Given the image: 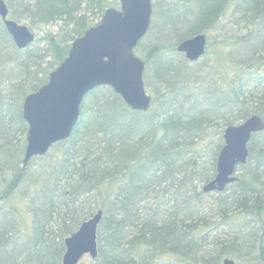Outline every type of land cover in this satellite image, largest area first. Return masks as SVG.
Listing matches in <instances>:
<instances>
[{
    "label": "trees",
    "instance_id": "1",
    "mask_svg": "<svg viewBox=\"0 0 264 264\" xmlns=\"http://www.w3.org/2000/svg\"><path fill=\"white\" fill-rule=\"evenodd\" d=\"M4 1L16 21L59 24L43 38L49 65L31 71L34 42L17 48L0 19V62L19 71L14 82L0 80V264H61L64 238L99 209L97 256L85 264L263 262L264 130L252 135L235 182L218 194L201 186L215 176L224 128L254 114L264 120V86L257 97L247 88L253 80L264 84V0H162L161 12L153 0V40L146 48L142 38L134 51L146 48L143 80L158 100L137 111L110 86L95 88L72 134L25 167L24 98L47 81L73 40L119 4ZM235 14L245 33L226 38L240 49L239 58L227 60L231 77L215 75L207 51L204 65L177 51L182 40ZM174 49L175 57L164 56ZM18 195L31 214L29 233L17 220Z\"/></svg>",
    "mask_w": 264,
    "mask_h": 264
},
{
    "label": "water",
    "instance_id": "2",
    "mask_svg": "<svg viewBox=\"0 0 264 264\" xmlns=\"http://www.w3.org/2000/svg\"><path fill=\"white\" fill-rule=\"evenodd\" d=\"M116 1L119 8H107L99 23L71 43L67 56L50 72L46 83L24 98L22 112L28 128L23 167L30 158L45 154L53 144L72 134L80 119L83 99L99 86H110L133 110L149 108L150 96L143 80L145 64L134 48L149 28L152 3L151 0ZM0 18L17 48H26L34 42L28 26L8 17L4 0H0ZM206 41L204 33L193 35L182 40L177 51L195 61L203 55ZM262 130L264 120L257 114L224 128L216 173L202 184L204 193L223 192L236 181V169L247 162L252 135ZM102 216L103 211L97 210L64 238L61 264H78L84 256L96 258ZM221 264H234V261L226 258Z\"/></svg>",
    "mask_w": 264,
    "mask_h": 264
},
{
    "label": "rangeland",
    "instance_id": "3",
    "mask_svg": "<svg viewBox=\"0 0 264 264\" xmlns=\"http://www.w3.org/2000/svg\"><path fill=\"white\" fill-rule=\"evenodd\" d=\"M152 2H153V0H152ZM156 2L158 4V6H157L158 11L161 12L160 10L162 9L161 7L163 6L164 2H162V0H156ZM155 15H156V18H157V16L159 17L158 14H155ZM155 15L152 12L150 27H149L147 33L142 37V38H145V37L146 38L143 40H142V38L140 39V40H142V42H141L142 45L145 46L146 48H147V43L149 42V40H153V36H154L153 34L154 33H152V29H153L152 24H153V19H154ZM17 22L28 26L34 32V35H35V41H34L35 49L33 51V55L31 57V59L29 58V60H28V63L33 65L31 67V71H33L35 69L37 64H40L41 67L48 66L49 62L51 60L48 57V54L50 53L48 51L49 44L46 43V41L43 40V38L46 39L45 34L47 32L48 33L49 32H56L59 23H57V24L55 23V24H51L48 26H42V27L36 28V27L28 25L27 24L28 22L26 20H23V19L19 20ZM242 25H244L243 22L240 23L239 22V16H237L235 14V16H233V17L227 16L225 18L220 19L219 24L217 25V28L206 34L208 37V45H207V49H206L207 55L205 54L206 55L205 57H206V60H209V64L212 66L213 72L215 73L216 76L228 75L229 77H231L232 74L234 75L233 69L230 68V65L228 66L229 63L227 60H231V58H239L238 52L240 49H238L239 48L238 44L228 45L226 38H228L231 35L237 34L238 32H240V34H244L245 29L242 28ZM229 42L231 43V42H233V40L229 39ZM166 45L170 46L169 44H166ZM168 46H166V50H168L167 49ZM146 48H143L142 53H138L136 51L135 54L138 57H140L141 59H143L145 52H147ZM169 51H167V53L164 56L168 57L169 59L171 57H175L174 54H175L176 50L174 49V51L173 50H169ZM232 60H234V59H232ZM198 61H200L201 65H204V60L202 61V57ZM0 64H1L0 65V80L1 81L4 80L6 82H14L15 81L14 79L18 77L17 73H19V71L17 70L16 64L15 65L14 64H5V63H3V61H1ZM194 67H197V65H195ZM144 72H145V70H144ZM144 72H143V74H144ZM254 73H255V75H257V74L263 73V72L255 70ZM15 74H16V76H15ZM4 75H7L11 78L7 77V79H5V78H3ZM44 76H45V73L42 75H39V78L42 79ZM9 79H12V80L9 81ZM250 79L253 80V77L251 76ZM248 84H249V86L247 88L249 90H251L250 92L255 97H257L261 94V90H263L261 88V86H264V84H260V86H259V82L258 81L255 82L254 80ZM144 86H145V84H144ZM145 89L150 96V105H151L152 103L157 101L158 98H156L154 96V94H153L154 88L152 86H150V87L145 86ZM12 136L19 139V134L17 132H14V134H12ZM25 199L26 198L21 199V197L18 195L15 198V200L13 201V204L16 206V210L18 213L17 214V216H18L17 220H18V222H20L21 229L24 230L25 232L29 233L31 231V214L27 210V208L25 207V202H26ZM88 259H89L88 256H84L78 264H85L88 262ZM233 260L235 261V264H243L242 260L237 261L234 258H233Z\"/></svg>",
    "mask_w": 264,
    "mask_h": 264
}]
</instances>
